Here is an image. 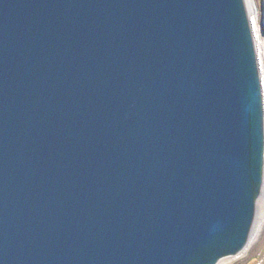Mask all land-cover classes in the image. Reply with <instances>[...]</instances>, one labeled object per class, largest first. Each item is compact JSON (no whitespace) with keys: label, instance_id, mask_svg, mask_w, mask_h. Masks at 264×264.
I'll return each instance as SVG.
<instances>
[{"label":"water","instance_id":"1","mask_svg":"<svg viewBox=\"0 0 264 264\" xmlns=\"http://www.w3.org/2000/svg\"><path fill=\"white\" fill-rule=\"evenodd\" d=\"M263 188L246 0H0V264H218Z\"/></svg>","mask_w":264,"mask_h":264},{"label":"rangeland","instance_id":"2","mask_svg":"<svg viewBox=\"0 0 264 264\" xmlns=\"http://www.w3.org/2000/svg\"><path fill=\"white\" fill-rule=\"evenodd\" d=\"M248 13H255L254 29L259 34L256 47H261L260 68L264 79V0H246ZM252 5V6H251ZM254 15V14H253ZM250 19L252 20L251 16ZM253 24V22H252ZM258 41V42H257ZM262 53V54H261ZM259 56V53H258ZM263 82V81H262ZM264 89V87H263ZM223 264H264V188L257 204L256 219L252 229L248 246L236 257L225 259Z\"/></svg>","mask_w":264,"mask_h":264},{"label":"bare ground","instance_id":"3","mask_svg":"<svg viewBox=\"0 0 264 264\" xmlns=\"http://www.w3.org/2000/svg\"><path fill=\"white\" fill-rule=\"evenodd\" d=\"M251 6H252V5H251ZM253 14H254V15H253ZM250 16H251V18H252L253 27H254V23H255V13H254V12L250 13V14H249V17H250ZM254 34H255V36H256V39L258 40V39H259V38H258V37H259V34L257 33L256 29H254ZM257 42H258V41H257ZM258 51L261 52V47H260V46H259V48H258ZM260 52H258V53H259V59H260V56H261V55H260ZM261 54H262V53H261ZM261 76H262V75H261ZM262 81H263L262 83H263V87H264V79H263ZM248 243H249V242H248ZM247 246H248V244H247ZM247 246H246V247H247ZM244 250H245V249H244ZM244 250H243V251H244ZM243 251H242V252H243ZM242 252H241V253H242ZM241 253H240V254H241ZM240 254H238V255H240ZM236 256H237V255H236ZM236 256H234V257H236ZM225 259H226V258H225ZM225 259H222L218 264H223V263L225 262Z\"/></svg>","mask_w":264,"mask_h":264}]
</instances>
